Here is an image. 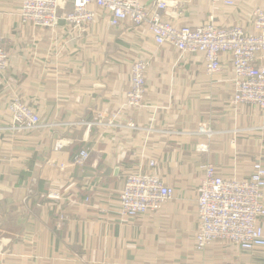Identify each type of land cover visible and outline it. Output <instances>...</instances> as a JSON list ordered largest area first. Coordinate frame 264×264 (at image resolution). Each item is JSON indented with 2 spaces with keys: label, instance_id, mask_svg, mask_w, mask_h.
<instances>
[{
  "label": "crops",
  "instance_id": "0c3cea01",
  "mask_svg": "<svg viewBox=\"0 0 264 264\" xmlns=\"http://www.w3.org/2000/svg\"><path fill=\"white\" fill-rule=\"evenodd\" d=\"M20 7L21 0H0L8 54L0 76V264H264V248L195 247L204 163L225 179L264 165V112L231 104V55L211 76L202 54L157 46L146 26L111 27L106 11L83 29L60 19L51 31L22 23ZM255 7L264 0H168V14L160 12L175 26L213 21L254 35ZM138 59L149 63L147 107L123 109ZM13 95L39 115L36 129H9ZM198 143L208 152H196ZM83 148L89 158L75 164ZM150 160L174 195L156 211L122 218L124 178L147 171Z\"/></svg>",
  "mask_w": 264,
  "mask_h": 264
},
{
  "label": "built area",
  "instance_id": "2783aa9c",
  "mask_svg": "<svg viewBox=\"0 0 264 264\" xmlns=\"http://www.w3.org/2000/svg\"><path fill=\"white\" fill-rule=\"evenodd\" d=\"M167 1L153 0L148 7L140 0H21L20 18L22 23L51 31L56 30L60 19L83 29L99 16V12L106 11L111 27L125 23L146 26L157 46L169 44L181 55L202 54L205 71L211 76L221 72L222 55L230 54L235 80L231 104H250L264 112V7H255L252 11L257 33L251 35L241 27H219L213 21L195 29L175 26L162 20L160 11L167 13ZM211 3L233 6L234 0H211ZM7 62L8 54L0 46V76L7 70ZM148 65L146 59L132 63L130 88L123 109L147 107L144 97ZM8 111L11 116L9 129L13 131L33 130L40 124L39 115L17 95L10 97ZM63 145L64 141H57L55 148ZM195 150L206 153L209 148L206 143H198ZM88 158L89 151L83 148L74 157V163L81 165ZM148 166L147 171L125 176L119 194L122 218L156 211L172 199L174 190L154 172L155 162L148 161ZM203 171L197 189L196 249L202 251L211 243L224 241L244 250L264 248L263 163L256 161L251 175L245 179L222 178L210 162L204 163ZM48 197L58 199L60 195L50 193Z\"/></svg>",
  "mask_w": 264,
  "mask_h": 264
}]
</instances>
